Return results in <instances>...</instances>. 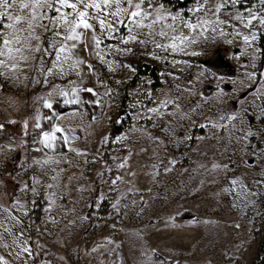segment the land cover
I'll return each instance as SVG.
<instances>
[{
	"label": "rangeland",
	"instance_id": "374dc122",
	"mask_svg": "<svg viewBox=\"0 0 264 264\" xmlns=\"http://www.w3.org/2000/svg\"><path fill=\"white\" fill-rule=\"evenodd\" d=\"M142 8L150 15L137 18L141 26L121 13L123 24L106 34L93 19V30L77 29L78 41L65 39L68 25L46 5L17 6L12 14L23 19L14 28L0 18V105L11 71L32 76L57 104L70 84L80 85L81 101L92 90L89 122L76 113L81 128L68 133V155L41 153L33 131L14 144L1 128L0 264H264V251L256 258L264 240V5L146 0ZM217 48L232 75L200 63ZM140 62L158 67V88L143 76L128 84ZM124 96L128 119L118 130Z\"/></svg>",
	"mask_w": 264,
	"mask_h": 264
},
{
	"label": "crops",
	"instance_id": "0c3cea01",
	"mask_svg": "<svg viewBox=\"0 0 264 264\" xmlns=\"http://www.w3.org/2000/svg\"><path fill=\"white\" fill-rule=\"evenodd\" d=\"M19 77L15 71H11L8 77L4 76L6 84L5 91L2 93L3 104L0 105V115L4 121L2 127L10 132L8 138L14 137V144L17 141L21 143L30 131L35 134L37 132L34 142L36 143L35 147L41 153L50 156L68 155L69 142H72L68 133L70 131L78 132L81 128L80 123L74 122L76 113L82 115L87 122L90 119V114L87 111L90 107L89 86H87L86 102L84 99L81 101L80 85H75L77 86L75 87L70 84L71 87L67 86L62 91L67 95L57 93L60 101L57 104L56 96L53 97L50 93H46V90L37 91L38 88L35 87V80L32 76H22L21 79H18ZM84 83H82L83 89ZM46 103L51 107H46ZM80 106H82V110H74V107ZM57 128L60 129L59 132L56 131ZM46 134L48 135L46 136Z\"/></svg>",
	"mask_w": 264,
	"mask_h": 264
},
{
	"label": "snow or ice",
	"instance_id": "6c2138e0",
	"mask_svg": "<svg viewBox=\"0 0 264 264\" xmlns=\"http://www.w3.org/2000/svg\"><path fill=\"white\" fill-rule=\"evenodd\" d=\"M146 2V0H139V3H133V0H31V2H22V0H0V18H7L12 21V23L6 25L7 28H14L16 24L20 23L23 17L19 15H13L12 12L18 6L20 9H29V8H43L45 5L59 13L56 17L57 20H63L67 27V32L69 33L65 39L67 40H80V34L77 32V29L83 28L84 30H93L94 25L90 23V20H97L100 25V31L104 33H111L115 31L116 23L123 24V20L120 19L121 13H126L127 18L130 24H135L136 26H141L139 21L145 20L148 18L150 13L145 12L142 8V5ZM150 2V0H148ZM233 3H236L237 0H232ZM261 4L264 5V0H260ZM204 3H207V0H204ZM59 5L57 8L56 5ZM71 9L72 11L69 13H65L61 11L62 9ZM95 10L96 15H92L89 10ZM106 9H112V11H105ZM131 9V11H129ZM197 8L195 11H199ZM216 11H220V7L216 8ZM71 16L72 19L68 17ZM103 16V19L100 17ZM109 17H116V20H109ZM35 15L32 16V19H35ZM139 18V21L138 19ZM257 20L255 15H252L250 19H248L247 23L252 24L253 21ZM158 21H154L156 23ZM0 24H2V20H0ZM259 24L264 25V17L259 18ZM195 27V26H193ZM162 35H164L162 33ZM254 38V37H253ZM93 39L97 46L100 45L101 41L96 39L94 36ZM135 39V37H132ZM175 39V37H173ZM245 43L249 42V38H244ZM11 42V38L5 39L3 41L4 45L7 46ZM124 43H128V40H124ZM160 47L161 45H157ZM169 47H175L174 45H170ZM65 51L64 47L58 49L57 60L60 59L59 53ZM254 75V74H253ZM88 91H92L89 89ZM62 95H67V93H62ZM75 102V101H73ZM68 103V101H65ZM46 107H51L50 104L46 103ZM39 126V125H37ZM57 132L60 131L59 128L56 129ZM48 134H46L47 136ZM47 146V145H46ZM123 166V165H121ZM115 183V181H114ZM235 184L236 181H233ZM23 251H28L27 248L23 249Z\"/></svg>",
	"mask_w": 264,
	"mask_h": 264
},
{
	"label": "trees",
	"instance_id": "16d2710c",
	"mask_svg": "<svg viewBox=\"0 0 264 264\" xmlns=\"http://www.w3.org/2000/svg\"><path fill=\"white\" fill-rule=\"evenodd\" d=\"M163 2H166L174 8H186L188 7L189 4H191L194 0H162ZM254 0H237L236 6L239 8H244L249 6ZM259 44L262 47V42L264 40V36L260 35L259 36ZM132 66L135 70V73L132 77V79L129 81V85H134V83L137 81V79L141 76L147 77L150 79V88L156 89L160 86V79H159V69L155 64L151 63H132ZM226 88V87H225ZM204 92L207 93L208 91L206 90V87H204ZM127 99L122 97L120 99V105L117 111V121L114 122V125L119 129L124 128L125 125L127 124V119H128V113H127ZM112 133V131H110ZM107 153L105 152L103 155V159L107 160ZM41 207H42V202L38 201L37 206L33 210V218L35 221H38L40 218L41 214ZM186 213H182V215L178 216V218H182V216ZM264 251V240H262L258 246L257 253H256V258L259 257L260 253ZM252 264H259L257 260H254Z\"/></svg>",
	"mask_w": 264,
	"mask_h": 264
},
{
	"label": "water",
	"instance_id": "95a60500",
	"mask_svg": "<svg viewBox=\"0 0 264 264\" xmlns=\"http://www.w3.org/2000/svg\"><path fill=\"white\" fill-rule=\"evenodd\" d=\"M200 63L211 70L220 72L228 70L229 75L233 74V70H229L228 65L224 61V53L220 48H217L211 57L201 60Z\"/></svg>",
	"mask_w": 264,
	"mask_h": 264
},
{
	"label": "built area",
	"instance_id": "2783aa9c",
	"mask_svg": "<svg viewBox=\"0 0 264 264\" xmlns=\"http://www.w3.org/2000/svg\"><path fill=\"white\" fill-rule=\"evenodd\" d=\"M1 127H2V121H1V119H0V130H1ZM31 138H32V139L37 138V134L32 133V134H31Z\"/></svg>",
	"mask_w": 264,
	"mask_h": 264
}]
</instances>
